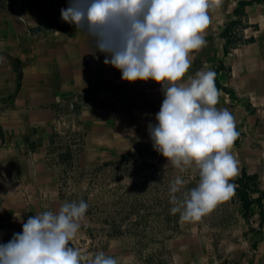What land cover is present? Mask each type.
Instances as JSON below:
<instances>
[{
  "label": "crops",
  "instance_id": "obj_1",
  "mask_svg": "<svg viewBox=\"0 0 264 264\" xmlns=\"http://www.w3.org/2000/svg\"><path fill=\"white\" fill-rule=\"evenodd\" d=\"M241 1L248 4L237 34L245 41L226 53L223 32ZM67 6L68 0L0 3V244L20 233L30 216L56 211L62 165L51 151L64 137L65 147H83L82 166L138 147H150L158 166H172L154 150L148 132L163 100L161 85L123 81L86 36L61 20ZM209 16L206 44L192 53L184 79L199 70L215 72L222 93L216 107L233 114L239 133L232 147L237 176L255 174L264 190V0H221ZM255 220L262 228L250 235L251 264L264 261V219ZM188 222L179 229L192 239L182 233L164 243L172 264H204L211 252L202 224L188 230ZM77 236L71 243L80 248ZM105 253L133 264L122 248L109 246Z\"/></svg>",
  "mask_w": 264,
  "mask_h": 264
},
{
  "label": "clouds",
  "instance_id": "obj_2",
  "mask_svg": "<svg viewBox=\"0 0 264 264\" xmlns=\"http://www.w3.org/2000/svg\"><path fill=\"white\" fill-rule=\"evenodd\" d=\"M221 0H68L61 20L88 38L127 82L152 80L163 100L148 125L154 150L179 173L198 177L195 187L177 175L170 183L171 214L200 219L235 191L238 173L232 152L239 136L233 114L217 108L222 93L215 72L199 70L184 79L192 53L205 44L209 11ZM89 205L65 201L22 222V231L0 244V264H120L104 251L88 254L71 242Z\"/></svg>",
  "mask_w": 264,
  "mask_h": 264
},
{
  "label": "rangeland",
  "instance_id": "obj_3",
  "mask_svg": "<svg viewBox=\"0 0 264 264\" xmlns=\"http://www.w3.org/2000/svg\"><path fill=\"white\" fill-rule=\"evenodd\" d=\"M66 140L64 137L58 141V147H52L51 151L55 155L52 157L57 156L56 163L62 165L55 209L65 201L81 199L89 205L77 236L81 251L93 254L108 251L112 246L131 253L133 264H172L164 243L188 231L179 229L184 221L179 214L170 212L173 206L169 201L170 183L182 175L189 181L186 188H192L198 177L181 174L173 166H158L150 147L114 153L111 159L103 161L96 156L82 166L78 155L83 147H65ZM255 218L259 220L256 205L244 216L234 191L229 199L219 202L200 219L188 222V230L190 224L198 223L199 227L202 224L203 231L210 236L211 252L204 264H251L254 244L250 242V235L258 227L262 228V223L254 221ZM255 222L257 225L252 226ZM185 238L192 239L189 233Z\"/></svg>",
  "mask_w": 264,
  "mask_h": 264
},
{
  "label": "trees",
  "instance_id": "obj_4",
  "mask_svg": "<svg viewBox=\"0 0 264 264\" xmlns=\"http://www.w3.org/2000/svg\"><path fill=\"white\" fill-rule=\"evenodd\" d=\"M248 4L247 1H241L234 10L236 19L230 21L224 29L223 36L226 40L224 51L227 53L234 46L243 43L245 40L237 34L238 30L244 27L242 16L244 15V7ZM217 89L220 88L218 81L215 78ZM70 152V151H68ZM235 185V193L239 198L243 215L247 216L250 208L256 205L258 208L260 223L264 219V190L258 186L257 176L255 174H242L235 176L231 181Z\"/></svg>",
  "mask_w": 264,
  "mask_h": 264
}]
</instances>
